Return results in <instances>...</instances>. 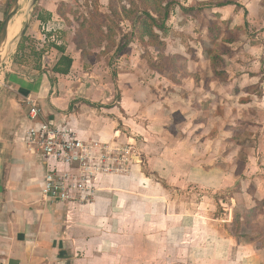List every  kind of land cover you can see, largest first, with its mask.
Masks as SVG:
<instances>
[{
  "label": "rangeland",
  "instance_id": "rangeland-1",
  "mask_svg": "<svg viewBox=\"0 0 264 264\" xmlns=\"http://www.w3.org/2000/svg\"><path fill=\"white\" fill-rule=\"evenodd\" d=\"M65 1L38 0L29 19L32 0H23L4 51L29 25L20 61L12 63L21 40L0 68V114L8 118L23 103L4 82L10 65L27 78V68H38L54 87L56 47H64L74 59L59 84L64 105L70 104L64 113L85 102L104 107L97 115L111 117L105 123L113 119L118 132L138 138L139 145L131 144L135 162L149 178L141 193L149 199L143 206L148 220L128 217L131 230L122 234L125 239L114 235L117 249L106 251L119 264H264V0ZM13 2L0 0V23ZM226 2L232 5L220 6ZM168 7L166 31L153 28L154 36L141 38L146 14L159 16L162 24ZM41 21L45 25L38 29ZM216 30L221 36L213 42L210 33ZM251 37L259 48L251 47ZM219 50L232 56L221 67L226 81L215 76L207 56ZM157 115L168 126L159 139L144 127ZM120 133L115 142H104L130 144ZM191 166L206 169L202 175L208 177L189 180ZM124 201L111 207L124 208ZM80 206L74 210L82 211ZM127 209L137 213L139 206L128 201ZM78 250L83 258V246Z\"/></svg>",
  "mask_w": 264,
  "mask_h": 264
},
{
  "label": "crops",
  "instance_id": "crops-1",
  "mask_svg": "<svg viewBox=\"0 0 264 264\" xmlns=\"http://www.w3.org/2000/svg\"><path fill=\"white\" fill-rule=\"evenodd\" d=\"M60 2L66 1L60 0ZM240 15L238 14L237 18H240ZM49 16L50 19L53 15ZM49 19L47 21H51ZM0 22H2L1 19ZM45 22L41 21L37 28H41ZM248 41L252 48L260 47L252 46L253 42L256 43V39L251 37ZM57 53L60 59L63 53L60 51ZM70 57L73 59L72 56ZM261 62L264 64V57L261 58ZM12 63L15 64L13 60ZM13 64L10 65L12 69L4 73V82H8L18 91V99L23 103L18 111H9L8 118L0 114V264H119V261L112 257V252L106 250L107 247L117 249L116 245L111 244V238L114 235L120 237V240L125 239L122 234L132 228L127 224L128 217L135 215L143 222L148 220L149 212L147 209L144 210L143 206L149 199L148 196L141 194L145 180H149L148 176L137 162L127 175L102 176L100 181L102 191L98 192V198L93 205L80 206L83 208L82 211L74 210L73 204L46 201L41 190L47 166L41 157L33 154L20 139L21 132L23 133L33 125L29 118L28 99L35 101L42 108L46 119H55L60 123L65 121L70 129L85 140L113 143L120 132L115 129L113 119L112 123H105L110 121L111 117L108 119L107 116L106 119L98 116L99 111H105L104 107L96 109L85 102L81 103V106L79 103L78 111L71 112L69 108L70 112L64 113L67 105L69 107L70 104L66 101L64 105L65 89L60 87V80L70 74L58 75L52 71L51 78L58 82L52 87L51 80L38 68L24 66L23 68H27L26 71H28L26 73H31L32 76L27 78L20 74H24V71L16 73L13 69L16 66ZM248 89L242 92L245 90L248 92ZM57 92L60 94L58 95ZM158 115L154 117L155 122L152 120L153 123L148 122L144 127L160 135L159 139L165 136L166 132L168 133V126L158 123L161 120ZM155 123L158 124L154 126ZM120 136L122 141L126 139L134 146L139 145L137 137H128L123 132ZM174 140H179L178 135ZM157 161L166 165L165 163L169 160L158 159ZM194 169L200 168L197 166L189 168V180H195ZM200 170L206 171L204 168ZM162 172L158 169L159 177L163 176ZM122 200H125L124 208H112ZM127 200L136 202L139 206L137 213L127 209ZM81 246L85 252L83 258L78 250ZM248 248L253 250L255 247L249 245ZM251 260L254 261L253 258Z\"/></svg>",
  "mask_w": 264,
  "mask_h": 264
},
{
  "label": "built area",
  "instance_id": "built-area-1",
  "mask_svg": "<svg viewBox=\"0 0 264 264\" xmlns=\"http://www.w3.org/2000/svg\"><path fill=\"white\" fill-rule=\"evenodd\" d=\"M28 105L33 125L20 139L47 166L41 190L46 201L89 206L102 191V176L131 172L136 157L131 144L85 140L65 122L46 119L35 101L28 99Z\"/></svg>",
  "mask_w": 264,
  "mask_h": 264
},
{
  "label": "trees",
  "instance_id": "trees-1",
  "mask_svg": "<svg viewBox=\"0 0 264 264\" xmlns=\"http://www.w3.org/2000/svg\"><path fill=\"white\" fill-rule=\"evenodd\" d=\"M111 2V0H110ZM229 5H232L231 2H226V3H223L221 4L220 6H229ZM187 13H193V9L191 10H185ZM118 13L117 11L114 12L115 15L118 16ZM160 12L159 11H156V14H159ZM154 14V13H153ZM155 15V14H154ZM169 15V7L165 10V14H164V18H162V21L163 23L161 24L160 23V20H158V18L156 17H153L150 13H147L146 14V19L147 20H144L142 25H143V33L141 35V38H144V36L148 35V36H154V31H153V28H155L156 30H160V31H166L165 30V20L168 18ZM50 17V16H49ZM39 18V17H38ZM148 20H150L151 22H148ZM3 23H0V27H2ZM220 36H221V32L220 30H216V31H212L210 33V40L215 42V41H218L220 39ZM25 38H23L21 40V42L19 43L18 45V50L17 52L15 53V58L13 59L14 63H18L20 61V53L22 52L23 50V41H24ZM232 40L229 42L231 43ZM56 49L60 52L63 53L62 57L59 59V61L55 64L54 66V73L55 74H58V75H69L72 68H73V65H74V60L70 57V56H67L66 55V49L62 46H57ZM118 50L123 51V47L119 46ZM25 51V50H24ZM40 54V53H39ZM208 54V55H207ZM207 56L210 58L211 62H212V69H213V72L215 74L216 77H219V79H224V81H226V79L228 78V73H226V71H224L223 69H221V67L223 66V62H225V58L224 56H230L231 55V52L230 51H221L219 50V52H217L216 54H212L211 52L207 51ZM167 165V163H165ZM194 173H195V180L196 179H199L200 180L202 178H206L208 176H203L202 174L204 173V171L200 170V169H194ZM191 178V177H190ZM260 248V246L258 247ZM261 248H263L261 246Z\"/></svg>",
  "mask_w": 264,
  "mask_h": 264
},
{
  "label": "water",
  "instance_id": "water-1",
  "mask_svg": "<svg viewBox=\"0 0 264 264\" xmlns=\"http://www.w3.org/2000/svg\"><path fill=\"white\" fill-rule=\"evenodd\" d=\"M38 0H32L31 4L29 5L28 8V12H27V16H31V12H33V7L35 6V4L37 3ZM23 0H14L10 10L8 11V13L5 16V20L3 22V25L1 27L0 30V68L2 66V64L10 57V55L12 54V51L9 55L8 58H3V52L4 49L6 47V43L8 41L9 38V28H10V24L12 22V20L17 16L20 8H21V4H22ZM33 10V11H32ZM29 23L26 24V27L24 29H22L21 34L19 36V38L12 44L10 45V47L16 45V43L20 40H22L21 38H23V36L25 35L27 28H28Z\"/></svg>",
  "mask_w": 264,
  "mask_h": 264
},
{
  "label": "bare ground",
  "instance_id": "bare-ground-1",
  "mask_svg": "<svg viewBox=\"0 0 264 264\" xmlns=\"http://www.w3.org/2000/svg\"><path fill=\"white\" fill-rule=\"evenodd\" d=\"M9 34H10V28H9ZM20 34H21V33H20ZM20 34H19V36H20ZM19 36H18V37H19ZM17 39H18V38H17ZM17 39H15V41H16ZM15 41H14V42H15ZM14 42H13V43H14ZM13 43H12V44H13ZM12 44H11V45H12ZM5 48H6V47H5ZM14 48H15V45L12 46V47H9L6 51L3 52L2 57H3V58H8L9 55H10V53H11V51H13ZM4 50H5V49H4Z\"/></svg>",
  "mask_w": 264,
  "mask_h": 264
},
{
  "label": "clouds",
  "instance_id": "clouds-1",
  "mask_svg": "<svg viewBox=\"0 0 264 264\" xmlns=\"http://www.w3.org/2000/svg\"><path fill=\"white\" fill-rule=\"evenodd\" d=\"M135 159H136V157H135ZM135 161H136V160H135ZM135 163H136V162H134V164H135ZM134 164H133V165H134ZM133 165H132V166H133ZM131 171H132V170H131Z\"/></svg>",
  "mask_w": 264,
  "mask_h": 264
}]
</instances>
